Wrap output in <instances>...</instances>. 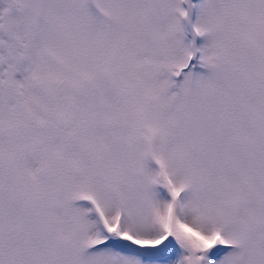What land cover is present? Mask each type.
I'll return each mask as SVG.
<instances>
[{
  "label": "snow or ice",
  "instance_id": "1",
  "mask_svg": "<svg viewBox=\"0 0 264 264\" xmlns=\"http://www.w3.org/2000/svg\"><path fill=\"white\" fill-rule=\"evenodd\" d=\"M0 264H264V0H0Z\"/></svg>",
  "mask_w": 264,
  "mask_h": 264
}]
</instances>
